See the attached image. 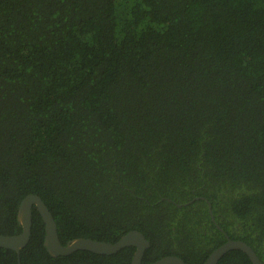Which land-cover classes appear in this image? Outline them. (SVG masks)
I'll return each instance as SVG.
<instances>
[{"label": "trees", "instance_id": "obj_1", "mask_svg": "<svg viewBox=\"0 0 264 264\" xmlns=\"http://www.w3.org/2000/svg\"><path fill=\"white\" fill-rule=\"evenodd\" d=\"M29 194L64 245L138 230L142 264L228 239L264 262V0H0L1 235ZM33 211L0 264L132 263L134 246L50 255Z\"/></svg>", "mask_w": 264, "mask_h": 264}, {"label": "water", "instance_id": "obj_2", "mask_svg": "<svg viewBox=\"0 0 264 264\" xmlns=\"http://www.w3.org/2000/svg\"><path fill=\"white\" fill-rule=\"evenodd\" d=\"M34 206L44 221L46 232L44 245L48 253L52 256L70 255L78 250L111 255L119 252L125 247L134 246L136 247V251L134 252L131 264H142L145 251L150 246V241L138 230L128 232L115 243L91 238H77L64 245L59 237L56 220L45 201L38 194H29L23 199L18 211V220L22 225V232L17 235L0 234V248L13 249L17 252L19 259L22 249L29 244L31 239ZM210 212L212 220L219 227L211 210ZM231 250H241L245 252L253 264H264L252 246L243 240L234 239H228L225 243L212 251L203 264H218L221 258ZM152 264L187 263L179 256L167 255Z\"/></svg>", "mask_w": 264, "mask_h": 264}, {"label": "flooded vegetation", "instance_id": "obj_3", "mask_svg": "<svg viewBox=\"0 0 264 264\" xmlns=\"http://www.w3.org/2000/svg\"><path fill=\"white\" fill-rule=\"evenodd\" d=\"M197 199H204V198H203V197H197L196 200H197ZM192 201H193V200H192ZM208 202H209V201H208ZM190 203H191V202H190ZM186 204H189V203H186ZM183 205H185V204H183ZM209 207H210V210L212 211V207H211V204H210V203H209ZM210 210H209V211H210ZM212 213H213V211H212ZM210 214H211V212H210ZM211 218H212V216H211ZM213 222H214V221H213ZM214 223H215V222H214ZM211 253H212V252H211ZM211 253H210V254H211Z\"/></svg>", "mask_w": 264, "mask_h": 264}, {"label": "bare ground", "instance_id": "obj_4", "mask_svg": "<svg viewBox=\"0 0 264 264\" xmlns=\"http://www.w3.org/2000/svg\"><path fill=\"white\" fill-rule=\"evenodd\" d=\"M208 258V257H207Z\"/></svg>", "mask_w": 264, "mask_h": 264}]
</instances>
